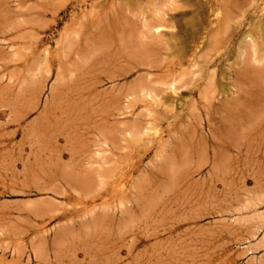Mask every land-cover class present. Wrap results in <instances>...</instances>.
Wrapping results in <instances>:
<instances>
[{
	"label": "rangeland",
	"instance_id": "rangeland-1",
	"mask_svg": "<svg viewBox=\"0 0 264 264\" xmlns=\"http://www.w3.org/2000/svg\"><path fill=\"white\" fill-rule=\"evenodd\" d=\"M24 1L25 3H20L19 0H0L2 5L0 12L8 10V14L14 15L15 12L24 10L27 11V15H31L44 10L40 3H47L50 0ZM140 2L139 7L136 0H86L75 5V8L64 9L65 11L61 13L64 23L59 27L52 22L54 20L52 14L47 13L45 17L47 26L44 32L46 40L36 50L32 47L28 51V48L26 49V47L30 48V38L27 36L31 34L32 29L29 24H24L22 28L15 30L13 37L17 36V38L14 46H9L0 36V51L7 54V61L9 60L7 68L2 67L0 63V134L9 135L0 137L2 142L0 144V264H225V260L228 264L230 262L231 264H264V136H255L249 130L245 129L244 132L239 127L233 130L221 129L225 137H216L214 141H211L210 137H206L210 134L209 123L207 118L201 114V104L198 103L200 93L192 94L190 90L183 93L184 88H179L176 92L170 89L173 92L172 99L164 107L173 106L178 100L181 106L176 107L175 105L174 112L184 114L186 119H190L187 112L190 107L193 108V105H196L201 119L190 130L183 134L174 131V134L176 133L179 137H170L166 128L168 122L173 121L170 117L164 126L156 125L160 132L157 128L155 129L160 135L153 130L151 135H147L148 138L145 135L146 139L144 137L141 139L144 140L140 141L141 143L139 140L142 136L137 134L138 139L137 135L133 133L132 135L131 131L128 132L130 133L128 136L132 138L135 135L137 139H133L137 141L136 143L139 142L144 149L151 148L153 143L161 141L160 138L167 141L170 150L165 153L163 160L169 167L174 166L175 170L172 175L167 173L165 177L160 178L159 190L151 189L144 194L139 210L120 212L114 217H108L98 226L86 224V220L90 219L92 214L82 213L81 217L70 214L66 218L57 216L44 225L38 222L40 227H37L36 233L32 235L19 234L20 228L27 223L24 214L26 207L38 202L39 199L49 198L51 201L71 207L68 200L53 194H35L33 190L35 188L31 187V182L36 180V175L57 169L58 164L56 160L53 163L49 155H38L36 158L35 153L31 152L30 141L40 139L42 147L51 141H57L56 149L61 151L65 147L66 137H95L84 127L95 106L93 101L96 93L99 99L108 100L120 88H124L126 92L144 79L159 80L163 77L164 73L161 70L138 62L139 56L147 57L148 52L145 47H149L153 42H160V38L163 43L175 42V35L179 36L178 39L175 38L178 40L176 42L181 43L183 40V44H180L172 57L177 58L178 54L181 56L178 58L181 60V64L177 66L178 72L190 71L195 68L193 63L198 58L197 56L203 54L200 44H204L208 39L207 33H201L198 38H194L191 32L193 25L205 18L204 25L210 28L216 25L217 16H229L230 22L233 21L231 23L233 27L230 29L232 41L229 43L231 60L225 62L226 67L238 55L240 43L241 52H246L251 42L252 46L258 44V55L260 58L264 57V0H259L258 4L252 3V0H140ZM112 3L122 6L120 8L115 5L116 12H122L125 15L122 23L126 24L131 31L132 29L134 31L136 27L141 30L139 33L142 32L143 35L139 34V40L137 33H131L132 36L129 35L125 41H122L123 45H120L121 33L116 32L113 23H110L107 26V42L96 45L83 35L87 27H84V24L78 27L76 24L74 26L78 28V31L82 29V26L83 29L82 33L78 34L79 36L76 35L77 38L80 37L78 38L80 41L76 40L73 44V60L70 64L74 67L60 64L61 59L66 60L67 58L60 50L61 46H58L61 45L58 44L62 38L60 33L66 30V26L73 25V13L81 18L84 12L87 16L90 15L93 6L94 11L97 12V9L104 10ZM135 9L140 11L143 18L139 25L133 22ZM160 13L167 20L161 19ZM86 15L85 19H87ZM14 18L20 21L24 17L19 15ZM148 27L155 33L152 35L153 32L150 31L149 34H152L146 37L143 31ZM26 30L30 33L25 32ZM249 31L253 35L243 37ZM156 32L163 35L158 36ZM25 33L26 36L22 37L21 35ZM146 33L148 34L145 32V35ZM25 44L26 47L22 46ZM67 44L65 42V45ZM183 45L185 47H182ZM20 48L25 50L20 51ZM15 51L21 52H16L20 54V58L22 57L21 60L15 59V57L19 58L18 55L15 56ZM126 51L134 58L130 56L127 59L124 58ZM135 51L139 56L133 53ZM148 51L149 54L153 53L152 50ZM46 53H48V59ZM185 53L186 55H182ZM243 56L239 57L240 61ZM101 59L103 63H98ZM46 60H48L47 63H44ZM45 64H50L52 71H49L50 68L47 71L49 66L45 67ZM258 64L261 63L258 62ZM222 67L225 66L222 65ZM215 68L217 67L210 66L209 70L214 71ZM20 69L23 71L18 72ZM59 69H63L65 73L68 72L65 79L63 75L58 74ZM37 70L41 71V75ZM86 70L89 72L84 74ZM71 71L76 72H73L75 75ZM15 73L17 75H14ZM69 73H72L74 78ZM38 74L40 76H37ZM179 79L180 77L177 80ZM60 81H67V84L73 86V91H70L64 103L66 114L58 115L55 120L47 124H41L46 106L52 101L51 93L60 85ZM19 87L22 89L19 90ZM234 91L235 88L232 93L237 95ZM150 95L143 93V98L139 96L138 102L140 103L137 102L138 105L127 109L130 111L122 118V122L125 121L124 123L129 126L135 122H142L146 128L151 121L149 116L161 114L162 111H158L153 105L158 104L156 101L163 99L156 97L155 101L154 96ZM133 98L132 95H124L123 106L129 105ZM228 98H231V95ZM151 106L158 113L155 114ZM13 108L15 112H12ZM4 111L6 112L5 117L2 116ZM81 116L83 119L79 121ZM11 118H20V121L10 122ZM232 118L237 120L241 118V115L236 112L235 117ZM81 123L83 126H80ZM149 126L155 125L150 124ZM33 128H39L40 137L29 135ZM96 147L97 145L93 146L92 151L98 152L95 154L99 152L102 154L103 150ZM156 149L144 160L135 176L146 174V166L153 164ZM21 153L22 158L27 162L25 166L21 159L15 161ZM53 153L56 156L59 154V152ZM60 160L61 163L65 162L67 157ZM172 164L174 165L171 166ZM189 172L190 177L178 184L179 177ZM218 174L221 180L215 182L213 177ZM4 177H8L9 181L12 178L15 185L4 188L1 184V179ZM164 200L169 202L167 213L163 211V216L150 217L148 210ZM100 201L90 202V208L98 207ZM131 205L132 203L129 204ZM96 210L102 211L101 206L99 205L98 209L95 208L93 210L95 212L92 211L93 214ZM136 224L138 226L135 227ZM64 230L67 233L62 237ZM33 237H36L34 239L36 245L32 244ZM41 247L42 252H39Z\"/></svg>",
	"mask_w": 264,
	"mask_h": 264
},
{
	"label": "bare ground",
	"instance_id": "bare-ground-1",
	"mask_svg": "<svg viewBox=\"0 0 264 264\" xmlns=\"http://www.w3.org/2000/svg\"><path fill=\"white\" fill-rule=\"evenodd\" d=\"M19 1L20 3H25L24 0H19ZM61 1L50 0L47 3H40L42 9L44 10L37 11V13L31 15H27V11L24 10L17 11L15 12L14 15L8 14V10L6 12L1 11L0 36L3 37V40H6L9 46H14L16 42L15 39L17 38V36L13 37L16 32L15 30H19V28H22V26H24V24L27 25L29 24L32 29L31 34H29L30 32L29 31L27 32V30L25 32L29 34V36L27 37L30 38V42H29L30 48L26 47V44L22 46H25L26 49L28 48L27 51L32 48L34 50L38 49V47L43 45L44 41L46 40V35L44 34V32H46L45 28L47 26L45 19L47 13L52 14L54 18L52 22H54L55 26L59 27L62 23H64V17H61V13L65 11L64 9L67 8L69 9V7L75 8L76 7L75 5L81 2H85L86 0H66V1L64 0L65 2H61ZM136 2L140 7L141 5L140 0H136ZM258 2L259 0H252V3L258 4ZM113 3L111 4V6H106L105 9L101 11L100 9L96 8L97 12L96 10L94 11L95 8L93 6V11L90 10L91 12L90 15L87 16L86 12H84L85 14H83L81 18L76 17L75 13H73L72 16L73 25L66 26L65 27L66 30H64L63 33H60L62 38L59 41L60 43L58 44L61 45L58 46H61V48L58 46L57 47L60 48V50L63 51L64 56L67 57L66 60L61 59L60 64H64L65 66L70 65V67H74L73 65H71L72 64L71 62L73 60V55H72L73 46H74L73 44L76 40H78V38L80 39V37L77 38L76 35L80 34V32L83 29L82 26L81 27L82 29L78 31L77 30L78 28H75L74 26L76 24H78V27L80 26V24L82 25L84 24V27H87V30L86 28L84 29L83 35L89 40H92L96 45L107 42V37H108L107 26H109L110 23L111 24L113 23V27L116 29V32L121 33L122 39H120V45L121 44L123 45L122 41L123 40L125 41V39L129 37V35L132 36L131 33L132 34L137 33V39L139 40V36L143 35L142 32L141 34L139 33L141 30L138 29V27H136L134 28L135 32L133 31V29L131 31L126 24L122 23V18L125 15L122 12L121 13L116 12L117 8H115L116 6L121 8L122 6L120 4L113 5ZM1 6L2 5L0 4V7ZM27 7L25 8L27 9ZM136 10L137 9H135L132 18H133V22H135L136 25H139L141 21H143V18L141 17L142 15L140 11L138 10L136 11ZM155 11L154 13H156ZM141 12L143 13V11ZM19 15L24 17L23 20L20 21L15 20L14 16H19ZM85 15L87 19H85ZM159 17L163 20L166 19L164 18L165 16H163V14L159 15ZM228 17L217 16L218 19L215 22L216 25H213L210 28L205 27L204 25V23L206 22L205 18H203L201 22H198L195 25H193L191 32L194 38H198L201 33H207L206 37L208 39L207 41H205L204 44L203 43L200 44L202 47L201 51H203V54L197 56L198 58L194 60L195 62L193 63V66L195 68L192 70L190 69V71L183 70L181 72H178L177 66L181 64V60L178 58L181 56H179V54L178 55L176 54L177 58L172 57V55L175 52H177V50L179 49L180 44H183V40L181 43L176 42L178 41L177 37H179L177 35H175L176 36L175 38L177 39L174 38V40H176L175 42L167 41V43H163L161 41L162 38H160V42H153L151 43V45H149V47H145L144 45L146 51L148 52L147 57L145 56L146 58H141V56H139V54L136 51L133 52L134 54L139 56V60L136 58L135 59L138 60L140 64H146L148 65V67L150 66L152 68L159 69L164 73V75L159 80L150 79L149 81H147V79L146 80L144 79L142 80L141 83L137 84L134 88H131L126 92L124 88L123 89L120 88L118 91L113 93L108 98V100L99 99L98 98L99 95L98 93H96V97L94 98L93 101L95 102V106L91 111V115L88 119L89 121L86 123L84 127L89 133H93L95 137H66L65 147L61 149V151H59V149H56L57 141H51L45 147L41 146L42 142L40 139H32L30 141L31 152L35 153L36 158L38 157V155H43V154L49 155L52 162L55 163L54 160H56V163L58 164L57 169H54L52 171H44L39 175H36L37 176L36 180H33L31 182L32 184L31 187L35 188V189L32 188L33 190H35V194H40V193L53 194L55 196L68 200V202L70 203L69 205H71V207L64 206L59 202L51 201L49 198L39 199L38 202L34 203L31 206L26 207L24 214L27 223L20 228L19 230L20 235L29 236L36 233L37 227H40L38 225V222L41 223L40 225H44L47 222L49 223L50 220L56 218L57 216L66 218L70 214L75 215L76 217L77 216L81 217L82 213L90 214V215L92 214L91 218L86 220V224H89L91 226H98L99 224H102L105 221V219H107L108 217H114L120 212L124 213L130 210H135V211H137V209L139 210L140 204L144 199L143 197L144 194L151 189L159 190L160 178L165 177L164 175H166L167 173L172 175L175 172V170L173 169L174 164L171 165L173 166V168H171L163 160L165 153L170 150V146L168 145L167 141L164 140L165 141L164 142L160 138L159 140H161L162 142L161 141H158L157 143L152 142L153 143L152 147L151 148L147 147L146 149H144V147L140 144L141 143L140 141H142L141 139H143L145 135L148 138L147 135H151L152 134L151 131L153 130H154L153 132H156L158 133V135H160L159 134L160 130L159 128L156 127V125L164 126L168 118L170 117L173 118V121L168 122V125L166 126V128L170 133V137H179V135H176V133H180V134L186 133L188 130H190L192 126L196 125V122H198L201 119V114L207 118V121L209 123L210 134L206 137H210L211 141H214L216 137H225L222 132L223 130H233L239 127L242 128L244 132L245 129L249 130L255 136H264V112H263L264 111V62H263L264 57L260 58V56L258 55V51H257L258 44H256V46L255 44H253L252 46V42H251L250 44H248L249 46L250 45L251 46L246 50V52H241L242 46L240 43V46L238 47L239 50L238 55L235 57L233 62L226 67L227 63L225 62L231 60V58H229V54H230L229 43L232 41V32L230 29H232L231 27H233L231 26V23L233 21L230 22L231 19H229ZM149 23L151 24V22ZM161 23L163 24L164 22ZM210 24H212V22H210ZM149 27L151 26L149 25ZM149 27L147 29H144L143 31L144 36L146 37L152 34V33L149 34L150 31L153 32L152 35H154L155 33L154 30L151 28L149 29ZM56 31L58 32V30ZM145 32H148V34L146 33L145 35ZM156 33L158 36H160L161 34V33L159 34L158 32ZM263 33H264V23H263ZM19 35L20 34L18 33V36ZM252 35H253L252 32L249 31L243 37H248ZM21 36L25 37L26 33L25 35H21ZM20 37L18 38L20 39ZM145 41L148 40L145 39ZM65 42L68 44L65 45ZM135 45H139V44H135ZM16 47H13V49L14 48L16 49ZM182 47H185V45H183ZM23 48L22 49L20 48V51L21 50L24 51L25 49ZM46 48L47 50H49L48 46ZM148 50H152L153 53L149 54ZM16 52L19 53L18 51H15V54ZM47 54L48 53H46V58L48 59L49 56H47ZM142 54L140 53V55ZM17 55L18 54H16L15 56ZM77 55L78 54H76V56ZM182 55H186V53ZM242 55L244 56L243 59L240 61L239 57H241ZM19 56L20 54L18 55V57ZM128 56L134 58V56H132L131 53L129 54V52L126 51L123 57L127 59ZM21 58L15 57V59H20V60ZM7 59H8V55L5 54L3 51H0V63L1 66L4 68H7L8 66L9 60L7 61ZM16 61L18 62L19 60ZM47 61L48 60H46L44 63H47ZM258 62L261 64H258ZM98 63H103L102 59L99 60ZM50 64H45L46 65L45 67L49 66L47 67V71L49 70L48 68L51 67ZM222 65L225 67H222ZM210 66H215L217 68H215L214 71L213 70L210 71L209 70ZM59 68L61 67L59 66ZM50 69L51 70L49 71H52V68ZM63 69L61 70L59 69L58 74L63 75L64 77L63 79H65L67 77L68 72L65 73ZM21 70L22 69H20V71L18 72H21ZM35 71L34 73L37 74V72ZM11 72L12 71H10V73ZM14 72L15 71H13V73ZM87 72H89V70L84 71V74H86ZM14 75L17 74L15 73ZM14 75L12 76L14 77ZM40 75H41V71H40ZM40 75L38 74L37 76ZM34 76L37 79V76L36 75ZM178 77H180L179 80H177ZM24 78L26 79V77ZM13 79L11 78L10 80ZM25 79L24 81H27ZM67 81H63V82L60 81L61 82L60 85L53 89L51 93L52 101L46 106L41 124H47L48 122L55 120L58 117V115L62 116L66 114V111L64 110V106H65L64 103L66 98L70 95V91L73 89V86L67 84ZM197 81H199V83H196ZM177 82L179 83L177 84ZM19 88H20L19 90L22 89V87ZM179 88H184L182 91L183 93L188 92L189 90L192 94L200 93V98L198 99V103L201 104V114L197 112L196 105L195 106L193 105V108L190 107V109L187 112L188 114L187 116L190 117V119H186L185 118L186 115L184 114L174 112L175 108L173 109V107H175V105L177 107L181 104L178 100L175 102L173 106L171 105L172 107L170 105L164 107V105H166L172 99L171 96L173 92H176ZM234 88H235L234 92L237 93V95H234L232 93V90ZM170 89H172L173 92H171ZM143 93L149 95L151 94L150 96H154L155 101H156L155 99L156 97L163 99L156 101V103L158 102V104L153 105L154 107H156L158 111L161 110L163 113L160 111L161 114H159L158 112H156L157 110L152 109L151 106V109L155 111V114L158 113V115L156 114L153 116L152 115L149 116L151 114L149 112L150 114L148 115L149 117H151V121L149 123L155 126H149L150 124L148 123L149 125L145 128V125L142 122H135L134 124L129 126L124 123L125 121L122 122V118L125 117V114L128 111H130L127 110L128 108L131 109L130 107H135L136 105H138V103H140L138 102V97L142 96ZM124 95L125 96L132 95L134 97L133 99H131L129 105L127 106H123ZM230 95L231 98H228ZM145 97H148V95ZM15 111L16 110L13 108L12 112ZM131 112L133 113L134 111L132 110ZM236 112L239 113V115H241V118L234 120L232 117H235ZM5 114H6L5 111L2 112V116L5 117ZM82 119L83 116H81L78 120L81 121ZM14 120L20 121V118L9 119L10 122ZM80 126H83V124L81 123ZM155 128H157L159 132ZM129 131H131L130 132L131 134L133 133L135 135L138 134L139 136H142L139 140L140 143L138 142L139 144L136 143L137 141L135 142V140L133 139L135 138V135L133 136V138L128 136L130 134V133L128 134ZM174 131L176 132L175 134ZM29 135H31V137H40L39 128H33L30 131ZM8 136L9 135H7V133L0 134V137H8ZM139 136L137 137L138 139ZM144 139L146 138L144 137ZM0 144H2L1 141ZM95 145H97L96 148H100L101 150H103L101 151L103 152L102 154L100 152L99 154H95L98 152L95 151L94 153L92 151V147ZM155 149L157 151L153 158V162H152L153 164L146 166L145 169L146 174L142 176H140V174L139 176H135V173H137L140 170V166L142 165L144 160L147 157H149ZM53 152H59V154L56 156V154H54ZM22 157L23 154L21 153V156L15 161H18L19 159H21V161H24V158ZM63 157H67V161L61 163L60 159H62ZM23 164L25 166L27 162L24 161ZM190 175H191L190 172L181 175L179 177L178 184L186 181L190 177ZM213 179L215 180V182H217L221 180V177L218 174L217 176L213 177ZM1 184L4 186V188H9L15 185V181L12 178L11 181H9L8 177H4L3 179H1ZM169 196L168 198H170ZM99 200H101L99 202V205L101 206L102 211L96 210V213L93 214V212H95L93 210H95V208L98 209L99 205L98 207L94 206L90 208L89 203L90 202L96 203ZM128 203L129 204L132 203V205L129 206ZM168 204L169 202L167 200H164L163 202L157 204L156 207L153 206L148 210L149 216L152 218H154V216H159V215L163 216V211L167 210ZM183 205L185 204L183 203ZM136 226L138 225L136 224L135 227ZM68 230L70 229L68 228ZM66 233H67L66 230H64L62 232V237L65 236ZM34 239H36V237H33L32 244L36 245ZM37 247L40 248L39 246ZM41 250L42 247L38 251L42 252ZM227 262L225 260L224 263L226 264Z\"/></svg>",
	"mask_w": 264,
	"mask_h": 264
}]
</instances>
